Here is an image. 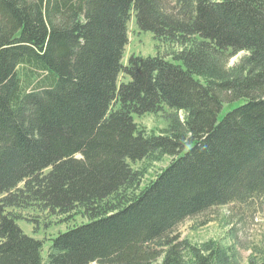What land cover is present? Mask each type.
Returning <instances> with one entry per match:
<instances>
[{"label": "trees", "instance_id": "1", "mask_svg": "<svg viewBox=\"0 0 264 264\" xmlns=\"http://www.w3.org/2000/svg\"><path fill=\"white\" fill-rule=\"evenodd\" d=\"M131 13L170 57L121 63ZM165 108L158 133L133 121ZM164 156L140 187L128 161ZM263 195L264 0H0V264H239L174 230ZM36 205L87 218L45 258L15 213Z\"/></svg>", "mask_w": 264, "mask_h": 264}, {"label": "rangeland", "instance_id": "2", "mask_svg": "<svg viewBox=\"0 0 264 264\" xmlns=\"http://www.w3.org/2000/svg\"><path fill=\"white\" fill-rule=\"evenodd\" d=\"M176 49V45L155 41L151 32L141 31L135 24L133 13L130 14L127 22V43L121 58L123 65L127 63L130 55L148 56L159 53L170 57V53ZM243 55V52L236 54L229 60L228 66L233 65ZM127 80L128 77L119 74L117 84ZM226 111L227 108L224 106L220 115ZM172 112L165 108L157 114L133 115L132 118L139 128L145 129L147 132L158 133L167 126V116ZM178 115L182 118L181 112ZM169 161L170 157L164 156L159 162L142 160L135 163L128 161V163L134 170H145L140 184L142 187L153 179L156 173ZM249 203L234 202L213 207L203 214L185 219L175 228L174 234L193 244H201L207 240L217 241L235 251L239 264H246L250 255H260L264 252V195ZM15 213L20 217L17 221L20 229L26 235L42 242L44 258L50 238L58 232H63L67 228L87 220L79 212L57 214L49 209H43L39 205L16 209Z\"/></svg>", "mask_w": 264, "mask_h": 264}]
</instances>
